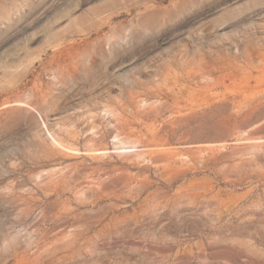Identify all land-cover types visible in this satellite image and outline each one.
<instances>
[{
    "label": "rangeland",
    "instance_id": "obj_1",
    "mask_svg": "<svg viewBox=\"0 0 264 264\" xmlns=\"http://www.w3.org/2000/svg\"><path fill=\"white\" fill-rule=\"evenodd\" d=\"M0 264H264V0H0Z\"/></svg>",
    "mask_w": 264,
    "mask_h": 264
}]
</instances>
